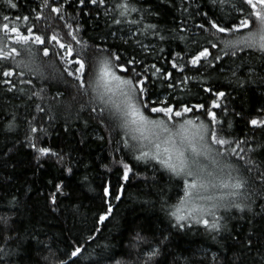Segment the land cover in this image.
Masks as SVG:
<instances>
[{
	"label": "trees",
	"instance_id": "trees-1",
	"mask_svg": "<svg viewBox=\"0 0 264 264\" xmlns=\"http://www.w3.org/2000/svg\"><path fill=\"white\" fill-rule=\"evenodd\" d=\"M10 2L17 7L0 0V47L20 54L0 59V264H144L153 248L159 249L155 264H264V127L250 124L264 118V52L243 45L225 49L224 40H236L249 29L223 34L208 23L238 24L250 11L243 0H104L95 5L91 0L84 5L47 0V7L45 0ZM123 3L129 5L126 12L119 7ZM51 7H60V13ZM5 23L24 35L31 27L33 36L46 38V45L15 44L14 34L5 37L2 31ZM52 35L72 46L71 56L50 40ZM203 48L212 56L192 65V56ZM98 49L118 54L122 61L134 60L128 67L141 74L151 101H167L180 110L184 104L211 108L216 100L220 107L211 109L218 121L214 127L232 141L229 151L236 149L218 159L236 169L232 176L246 181L242 195L233 198L239 208L221 207L218 221L206 217L208 229L191 219L177 222L171 213L181 206L185 178L155 160L137 161L138 142L119 127L120 113L94 99L91 87L86 93L79 88L78 66L72 61L84 59L89 65L84 78L94 83ZM5 71L12 75L4 77ZM186 119L209 122L202 109L194 108L174 117L170 127ZM238 142L243 143L237 147ZM33 143L58 155L41 156ZM120 161L132 168L127 181ZM209 167L216 182L229 180L228 170ZM109 206L111 214L100 222ZM212 223L220 230H211ZM76 248L80 253L68 259Z\"/></svg>",
	"mask_w": 264,
	"mask_h": 264
},
{
	"label": "snow or ice",
	"instance_id": "snow-or-ice-1",
	"mask_svg": "<svg viewBox=\"0 0 264 264\" xmlns=\"http://www.w3.org/2000/svg\"><path fill=\"white\" fill-rule=\"evenodd\" d=\"M104 0H91L92 4H102ZM10 6L16 8L15 3H11L9 0ZM81 5H84L85 0H79ZM243 4L247 5L250 10L248 14L239 20L238 24H233L232 26H220L215 21H209L212 29H215L217 33H239L243 29H249L246 35L236 39V40H224V48L229 47L237 48L241 45L248 48H256L260 52H264V0H243ZM45 6H49L47 0H45ZM119 7L125 12L128 10V3L120 4ZM60 7H51L53 13H60ZM135 11V9H133ZM124 12H121L123 15ZM39 19V16L36 17ZM63 17H61L62 19ZM4 20H8V16L3 17ZM20 19V17H17ZM24 20H27L28 17H23ZM116 23H120L119 20ZM255 25V27H253ZM70 27V26H69ZM201 28L204 25H200ZM2 31L5 34V37L8 36L9 32L14 34L15 39L14 43L24 46L32 41L33 43L39 45H46V38L41 35H32V28L27 29L28 35H24L20 32L19 28L11 27L8 23L2 25ZM71 35V33H68ZM73 40H76L75 36H72ZM51 41H54L59 45L61 49H64L68 56H71L73 53V48L70 44L61 43L56 35L50 37ZM79 43V41H77ZM212 48H216V43H211ZM29 55H34L31 48L27 49ZM98 52L101 54V58L96 60L98 65V70L95 74L94 83H89L85 80L86 70L89 65L84 59H74L72 63L77 65L76 79L79 81V88L87 92L88 88L91 87L96 96L94 99H98L102 104L108 105L114 103L112 97L119 93L122 97L119 104H115L116 110L120 113L121 123L119 127L125 129V135L130 136L133 141L140 142V147L137 149L140 154L135 157L137 161L141 160H155L158 164L165 167L172 174L183 177L184 179V198L181 200V207L177 208L176 212H172L171 215L177 219V222L183 220H194L196 223H202L206 229L209 228L210 221L206 217H214L216 220H219V217H216V212L221 207H227L229 205L239 208L240 205L235 203V197L242 195V189L245 187L246 181L237 177L232 176V172L236 169H233V166L230 163H224L221 165V159L225 155L231 156L235 154L236 149L229 148L232 144V141L222 138L218 131L215 129L214 125L218 123L217 116L214 111L211 109L219 108L220 105L216 100H212L211 108L205 106V104L200 103L189 107L187 104H184L180 110H177L176 106L169 104L167 101H151L147 98L145 87V80L141 79V74L139 72H134V69H130L128 65L135 63L134 60L122 61L121 56L115 53L108 52L105 49H98ZM20 53L16 48H11L9 51H5L3 47H0V59H8L10 56L19 55ZM48 47L43 48V55L45 57L49 56ZM228 53L225 51V55ZM232 55H235V51L232 52ZM212 56V53L208 48H203V50H198L191 58V64L196 66L201 63L202 60L207 59ZM219 56L214 57V59H219ZM155 67V66H153ZM173 68H176L175 63L172 64ZM69 76H73L74 73L68 71ZM161 69L157 68L156 72H160ZM183 71V68L180 69ZM123 73L125 75H120ZM134 73V76H133ZM12 73L5 71L3 72L4 77L11 76ZM172 73H166V78H171ZM5 84H10L11 81L5 80ZM169 87H173V84H169ZM102 89V90H101ZM9 91L12 88L8 89ZM205 91L211 93L212 89L208 88ZM216 95L223 97V92H217ZM107 97V99H106ZM161 106H157V105ZM203 110L205 115L209 118V122L205 123L201 121L196 123V121L191 119H186L183 123L174 125L170 127V123L174 120V117H182L186 113H190L194 110ZM43 111V109H40ZM94 112L95 108L92 109ZM104 109H101L100 115L103 114ZM261 112H264V109H261ZM148 113V114H146ZM150 114H162L164 118H152ZM199 119V117H197ZM250 124L254 127H264V118H253L250 120ZM33 133L37 132V128H31ZM147 143H144V142ZM240 143L238 142L237 147ZM217 147H213V146ZM31 146L41 155H58L53 152L50 148L46 147H37L35 143ZM127 147V143L125 144ZM186 146V147H185ZM223 148L224 151L220 149ZM189 150L191 155H189ZM240 151H244L243 148H240ZM201 156L211 157L214 164L220 168V171L223 172L225 169H228L227 175L229 177L228 181H220L219 184L214 182L213 179L209 177L213 176V173L206 172V169L200 165L199 158ZM261 163H264L262 161ZM120 164L123 167V179L127 181L129 179V173L132 171V168L128 163L120 161ZM264 176V174H262ZM191 177V182L187 179ZM228 189L227 192L222 193L221 195H215L212 190L214 189ZM57 191H60V186H56ZM211 193V194H206ZM105 194H108V189H105ZM119 199V196H116ZM206 202V203H200ZM53 203H55V196H53ZM186 210V215H179L181 211ZM111 206L108 207L107 212L104 215L100 216V222H103L107 219L108 215L111 214ZM6 223V221H5ZM180 227H184L183 224H180ZM211 230L219 231L220 226L218 223L211 224ZM145 243L147 241L145 240ZM81 249L76 248L73 250L68 259L76 257L80 253ZM159 255V249L153 248L148 252L147 259L144 261V264H155V257ZM216 257L213 256V260ZM59 264H68L67 260L59 261ZM116 264H120L119 261Z\"/></svg>",
	"mask_w": 264,
	"mask_h": 264
},
{
	"label": "rangeland",
	"instance_id": "rangeland-1",
	"mask_svg": "<svg viewBox=\"0 0 264 264\" xmlns=\"http://www.w3.org/2000/svg\"><path fill=\"white\" fill-rule=\"evenodd\" d=\"M116 97H112L113 99H115L116 100V102L115 101H113L114 103H112V105L115 107V104H119L120 102H121V99H122V97H120V95H119V93H117L116 95H115ZM138 142V141H137ZM144 143H147L146 141L144 142ZM138 146L140 147V142H138ZM186 147V146H185ZM189 155H191V153H190V150H189V153H188ZM204 159L205 161V163H206V165H201L202 167H204L205 169L206 168H210L209 166H213L214 168H216L217 169V171H220V168L219 167H217V165L216 164H214L213 163V161H212V158L211 157H204V156H201L199 159ZM199 161H201V160H199ZM222 165V164H221ZM227 170L228 169H225L224 171H226L227 172ZM223 171V172H224ZM206 172H207V169H206ZM221 172V171H220ZM215 173V172H214ZM214 173H213V176L212 177H209V178H212L213 180L214 179H217V176L216 175H214ZM190 179H192L191 177H190ZM191 182V181H190ZM214 182H216V180H214ZM217 184H219L220 182H216ZM214 191L215 190H212V192L214 193ZM207 194H211V193H207ZM215 195H217V196H219V195H221V194H216V193H214ZM182 200V199H181ZM181 202V201H180ZM200 203H206V202H200ZM180 204V203H179ZM180 206V205H179ZM181 207V206H180ZM179 208V207H178ZM181 214L182 213H186V210H184V211H181L180 212ZM187 214V213H186ZM183 215V214H182Z\"/></svg>",
	"mask_w": 264,
	"mask_h": 264
}]
</instances>
